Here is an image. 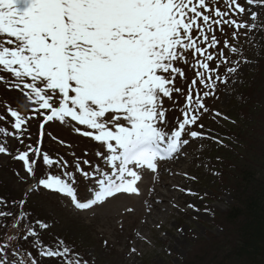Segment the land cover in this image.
<instances>
[{
	"label": "snow or ice",
	"instance_id": "1",
	"mask_svg": "<svg viewBox=\"0 0 264 264\" xmlns=\"http://www.w3.org/2000/svg\"><path fill=\"white\" fill-rule=\"evenodd\" d=\"M225 2L232 15L246 12L237 0ZM246 2L252 6L258 0ZM209 3L215 5L216 0L208 3L206 0H0V66L14 77L9 86L19 89L24 99L36 106L37 115H44L40 110H47L50 114L44 117L45 122H76L94 130L80 132L75 128L100 143L102 150L95 155L103 166L78 157L74 171H68L69 162L62 156L53 159L42 152L39 141L35 147L28 144L25 151L17 149L13 158L23 161L30 176L36 175L38 161L48 169L54 165L61 169L64 178L51 172L42 173L38 184L70 197L80 210L91 209L118 193L139 194V170L156 172L158 161L178 154L189 143L182 138L186 128L197 123L201 110L208 111L199 92L193 98L195 85L202 83L205 88L214 89L221 77L210 62L227 61L223 51L218 50L215 56L208 51L216 49L220 41L215 34L209 38L206 31H213V24L237 30L259 26L264 30V25H258L255 11L250 13L251 25L228 18L230 13L218 8L213 11L219 19H212L211 12L205 14ZM194 28L206 46L202 47L198 38H194ZM224 47L238 52L227 40ZM189 50L203 57L194 65L203 71L196 72L198 81L193 80L189 86L183 119L177 118L178 127L168 131L169 109L162 106V98L172 100L173 93L184 95L181 88L173 86L177 77L184 76L174 64L187 63L184 53ZM227 71L235 73L237 67H228ZM3 80L0 75V81ZM210 95L211 90L203 92V97ZM8 113L16 131L10 133L0 126V134L15 136L23 144L21 136L27 131L29 117L22 115L19 104L9 106ZM4 119L0 116V121ZM40 128L43 137V123ZM187 134L193 139L202 135L197 131ZM0 153L9 154L6 143H0ZM81 164L89 165V170ZM75 173L93 181V187L86 188L90 196L83 201L78 199L74 187ZM5 203L0 198V204ZM24 204V200L19 201L21 208ZM26 215L24 211L18 213L21 220ZM7 216L13 214L0 210V217ZM15 221L13 216L14 227ZM35 223L39 229L48 228L46 222ZM25 227L27 231L22 237L16 234L0 237V264H38L29 249L21 251L22 246L13 243L18 238L25 241L34 238L32 246L39 257L63 258L65 264H89L64 241L49 247L39 241L35 227L30 224Z\"/></svg>",
	"mask_w": 264,
	"mask_h": 264
},
{
	"label": "rangeland",
	"instance_id": "2",
	"mask_svg": "<svg viewBox=\"0 0 264 264\" xmlns=\"http://www.w3.org/2000/svg\"><path fill=\"white\" fill-rule=\"evenodd\" d=\"M237 2L246 9L244 14H237L241 22H247L250 25L251 12H257L258 17L264 13V0H258V2L254 3L252 6H249L246 0H237ZM206 3H208V0H206ZM214 8H218L221 11H228L230 13L228 18L237 19L236 15H231L232 12L228 8L225 0H216L215 5L209 3L208 11L205 12V14L211 12L212 19H219L214 16ZM232 8L234 9L235 5H233ZM259 19H263V16L261 18L259 17ZM198 23L202 24V20H198ZM204 27L207 29L206 25ZM212 27L213 31H206V35L211 38L213 34H216L217 39L220 41L216 49L219 50L221 47L225 55L227 63H224L223 67L226 75L225 80L227 82L225 86H219V84L217 85L218 80H216L217 88L215 87V92L217 96L214 97L213 95L207 102L209 105H213L212 109H214L215 116H207V120H204L202 128L200 125H189L185 130V135L182 137L183 139L189 140L187 145L182 146L181 151L185 156L184 158L190 159L186 167L183 168L184 171H186V169L188 171L185 189L187 196L177 201V206L172 207L169 214L161 216L158 222L153 223L149 229L140 230L139 227L144 200L139 197V194L144 190L142 186H149L153 184V182L154 184H158L160 177L158 180L154 181L155 175L161 170L162 165L165 164L163 160L158 161L156 172H152L148 169L139 170L141 174V180L137 183L139 194L118 193L114 197L108 198L107 201L102 204L94 205L91 209L85 210L75 208L70 197L39 186L38 179H36L37 182H34V188L30 191H26L29 185L23 182H21V184L17 183V178L13 170H11V167L17 164V160L13 158L16 155V150L12 149H26L25 145L31 141L32 137V132L27 126H30L32 123H35L39 130L41 129L40 125L42 123L44 124L43 137H41L40 132L37 134L41 151L44 148H48L44 146L43 140H51L54 138L57 143L65 145H53L51 143L50 145L54 146L56 152L60 150V154L73 153L76 158L79 157L81 160H93V162L90 161L92 165L101 164L103 166V162L95 155L97 151L102 149L100 148V143L94 141L92 137H85L80 134V132L83 131H94L87 129L86 126L78 125L76 122H45L44 117L50 113H48L47 110H40L44 115H37L34 111L36 106L26 101L23 97V93L19 89L9 86L13 83L14 77H12L11 73L4 71L2 66H0V75L4 76V80L0 81V115L1 110H3L2 114L6 120V128L10 133L16 131L11 126L13 118H11L10 114L5 110L7 106L16 107V105L19 104L21 106L22 115L29 117L25 125L27 131L21 136V139L24 141L23 144H21L15 136L9 135L8 137H4L2 134V137L5 138L3 143H7L8 140L10 151H15V153L5 158L3 157L7 154H0V192L5 190L8 193L12 188L18 189L20 187V192L26 194L24 201H27L28 204L31 203L34 212L37 207L36 211L40 215L46 216L47 221H49L47 223L51 226L46 230H37L40 242L49 247H55L58 242L65 237L75 244L79 242L85 248V254L94 259L97 264H184V261H188L190 258L193 259V257H195L193 259L195 264H207L206 261L208 260L205 258L204 251H199L201 245L204 243L207 245V243H209L208 241L217 240V242H225L227 238L225 239V234L223 235L224 230L222 231L220 227L215 225L214 215L216 214V218L221 222V215H225V212L227 213L228 206L232 203V200L228 191L220 181H225V186L231 182L233 183L232 179H235L233 175L236 170L232 171V166L237 165L240 168L242 167L241 165L244 164L242 163L244 158H249L251 160V158L254 157L249 156L247 152L245 153L241 146L237 147L238 144L235 141L231 142L225 137H221V134H219L217 130L220 131L228 126L230 112L234 111L233 101L235 99L236 88L239 89V91L242 90L243 86H241V81L244 76L246 77L245 81L247 83L250 81L251 69L255 65L254 54L260 49L259 44L262 43L264 45V35L261 34L257 37V33H255V35L254 33L251 34L250 29H240L237 30L238 34L233 38V34L230 33V31L228 32L226 25L213 24ZM192 34L194 38H198V42L201 43L202 47L206 46L203 44V38L200 37L199 32L195 28ZM225 40L228 41L230 46L236 47L238 52L233 53L231 47L225 48ZM216 49L209 48L208 51L213 55H217ZM184 55L188 61L187 63L178 61L174 64L175 67L181 68L184 72V76L182 78L179 77V84H173V86L181 89L186 86L187 89H189L190 84H188V80H192L191 72L193 71V77L197 78L196 72L203 71V69L194 67L196 62L203 57L193 55L192 50L184 53ZM234 56L236 58L238 57V61L234 59ZM210 67L214 68L211 62ZM228 67H237V72L229 73L227 71ZM219 69H221V67H219ZM212 75L215 76L216 72H213ZM8 88H10L11 91H8ZM196 90L201 94L202 98L205 88L201 86L199 89L196 88ZM173 96L175 97H173L172 100L166 97L162 98V106L169 109L166 112V120L168 121V128L166 130L168 131L178 127L176 124L177 118L183 119V113L179 114V111L175 110L174 107L179 105L183 112V109L187 106V94L180 95L179 93H173ZM193 98L195 99V95H193ZM24 105H27V107H24ZM258 108L259 106H257V109ZM255 112V109H250L248 120H254V115L251 114ZM121 122L126 123L123 120ZM212 122L218 123L216 124L218 127H215V125L211 126ZM210 126L216 129V134L212 135L209 130ZM77 127L80 129V132L75 131ZM109 127H111V125H109ZM249 127L253 130V132L250 131L251 133H248L250 134L249 136L247 135L250 139L259 138L258 136L260 135L262 137V127L264 126L261 127L257 121H252ZM193 129L202 133V135L193 139L187 134L188 130L191 132ZM52 135H55V137ZM211 137H213V139ZM47 145L49 146V144ZM214 147L225 148V151L222 152V156L217 152H212ZM85 153H87L86 156L84 155ZM238 155H240V157L242 156L241 158L243 160H237L236 158H238ZM256 161L257 160H254L253 166L257 168L255 165ZM21 162L23 164V161ZM74 163L75 162L70 163V166L74 167ZM81 167L85 170H89V165L81 164ZM231 173L234 174L231 175ZM25 174L19 172L20 177L27 178L29 181L30 179L33 180L30 175L27 176V174ZM59 175L64 178L62 171ZM75 176L79 186L74 184V187L77 189L78 199L83 201L85 197L90 196V192L87 191L86 188H92L93 181L83 178L79 173H75ZM174 179H176L177 183H181L178 178H170V180ZM6 186L9 187L7 188ZM35 190H37V193L33 192ZM31 192L34 194L29 195ZM175 194L177 195L176 191ZM138 198L139 205L141 206L139 211L135 208L136 204L132 203L133 200H137ZM38 209L40 211H38ZM135 211L138 212V215L133 216ZM35 216L34 214H30L26 215L23 220L20 218L16 219L15 223L17 226H12V223L8 229L0 233V237H2L3 233H14L18 236H23L27 231L25 226L29 224L33 226V219L36 218ZM227 229H229V227ZM139 231L145 236L142 242L134 241L132 238V233ZM176 237H178V241L175 240ZM29 239L32 241L34 238ZM206 245L202 248L205 251ZM31 247L32 246L27 249ZM133 249H135V251H133ZM33 256H35L38 261L42 260L45 264H51L52 261L57 258L40 257V259H38V255L34 253ZM39 264L43 263L41 262Z\"/></svg>",
	"mask_w": 264,
	"mask_h": 264
},
{
	"label": "trees",
	"instance_id": "3",
	"mask_svg": "<svg viewBox=\"0 0 264 264\" xmlns=\"http://www.w3.org/2000/svg\"><path fill=\"white\" fill-rule=\"evenodd\" d=\"M262 16L264 17V13ZM260 25H264V20ZM255 32L257 37L261 34L264 35V30H261L260 27ZM259 47L260 49L254 54L255 65L251 69L250 81L248 83L244 81L241 85L245 89L236 90L233 101L234 111L230 112L228 126L220 131L217 130L221 137H225L231 142L235 141L238 144L237 147L241 146L245 153L247 152L249 156L254 158L251 160L244 158L242 161L244 164L240 168L237 165L232 166V171L236 170L235 174L231 173L235 176V179H232L233 183L225 186V181H220L228 191L232 203L228 206L227 213L221 215L222 223L216 218V214L214 215V223L222 231L224 230L223 235L225 234V239H227L225 242H217L216 240L208 241L207 245L206 243L201 245L199 251H204L205 258L208 260L206 261L207 264H264V127H262L264 126V45L261 43ZM245 78L244 76L243 79ZM204 101L208 111L203 112L201 110L200 116L207 118L212 114V105L207 103V99ZM257 106H259L258 109ZM250 109H255L256 112L251 114L254 115V120L249 119V121ZM252 121H257L261 125L262 137L261 135L255 139L248 137L250 135L248 133L253 132L249 127ZM212 124L218 127L216 125L218 123L212 122ZM213 151L222 156L225 148L214 147ZM241 157L238 155L236 159L243 160ZM254 160H257L255 164L257 168L253 166ZM20 194V189L12 188L8 193L5 190L0 192V198L17 199ZM209 211L211 212L210 209ZM228 227L229 229H227ZM43 237L45 239L44 235ZM66 240L64 243L73 250V253H78L82 257L83 247L68 239ZM205 245L206 251L202 249ZM193 259L184 261V264H195ZM60 261L63 262V258H60ZM52 263L57 264L55 261Z\"/></svg>",
	"mask_w": 264,
	"mask_h": 264
},
{
	"label": "bare ground",
	"instance_id": "4",
	"mask_svg": "<svg viewBox=\"0 0 264 264\" xmlns=\"http://www.w3.org/2000/svg\"><path fill=\"white\" fill-rule=\"evenodd\" d=\"M181 151L178 154L172 155L170 158L163 160L165 161V164L162 165L161 170L155 175L154 181L158 180V178L160 177L158 184H154L153 182V184L149 186H142L144 190L139 194V197L144 199L143 208L141 209L142 217L141 221H139L140 230L149 229L153 223L158 222L161 216H163L164 214H169L172 207L177 206V201H180L187 196L185 189L186 181L188 179V171L187 169L186 171H184L183 168L186 167V164L189 163L190 159L184 158L185 156ZM171 177L178 178L181 183H177L176 179L170 180ZM175 191L177 192V195L175 194ZM33 192H31V194H34ZM132 203L136 204L135 208L139 211L141 208V206L139 205V198L137 200H133ZM0 210L11 213L10 204L2 206L0 205ZM26 210L28 212H33L30 206H26ZM136 215H138V212L135 211L133 216ZM8 217L9 216L2 218ZM144 237L145 236L141 231L132 233V238L134 241L136 240L142 242V239ZM175 240L178 241V237H176ZM38 259H40L39 256ZM89 264L97 263L94 261V259H92L89 261Z\"/></svg>",
	"mask_w": 264,
	"mask_h": 264
}]
</instances>
